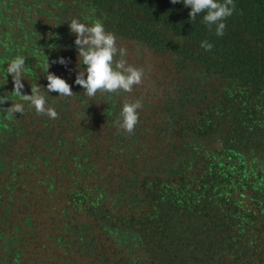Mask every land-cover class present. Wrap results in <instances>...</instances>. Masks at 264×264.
Wrapping results in <instances>:
<instances>
[{
    "label": "flooded vegetation",
    "instance_id": "obj_1",
    "mask_svg": "<svg viewBox=\"0 0 264 264\" xmlns=\"http://www.w3.org/2000/svg\"><path fill=\"white\" fill-rule=\"evenodd\" d=\"M25 1L32 3H26L23 15L33 17L30 24L37 27L22 28L16 36L8 24L0 25V98L8 100L0 103V264H241L235 257L225 261L207 256L210 245L223 258L225 247H230L226 235L232 236L234 251L241 245L251 251L254 260L248 264H264L261 155H249L246 164L238 157L231 165L237 173L234 188L220 186L222 218L216 243L199 246L193 241L194 233L207 234L212 208L205 207L200 221L197 214L184 211L188 202L172 203L173 211L166 213L170 224L163 222L152 244L145 238L151 233L145 228L150 200L160 209L152 214L158 224V217L165 215L164 198L147 195L149 189L160 193L168 184L173 190L192 188L200 174L214 183L216 177L209 174L214 167L218 178L230 175V165L224 163L222 119L208 133L206 122L202 130L193 128L197 114L221 97L214 76L192 63L186 70L178 54L161 52L105 25L116 36L117 47L126 50V63L144 69L146 79L130 94L89 98L74 82L86 66L80 64L68 24L73 18L86 24L99 20L68 0ZM16 7H11L13 17ZM17 56L26 62L22 94L31 95L37 85L47 92V72L71 86V97L44 93L58 113L55 119L37 115L27 103L23 113L9 111L23 100L13 92L7 71ZM136 99L143 106L138 124L128 133L118 125L120 112L124 102ZM214 151L220 163L210 160ZM224 217L233 223L225 224Z\"/></svg>",
    "mask_w": 264,
    "mask_h": 264
},
{
    "label": "trees",
    "instance_id": "obj_2",
    "mask_svg": "<svg viewBox=\"0 0 264 264\" xmlns=\"http://www.w3.org/2000/svg\"><path fill=\"white\" fill-rule=\"evenodd\" d=\"M68 1L80 12L89 13L92 18L101 21L104 25L113 27L125 35L142 39L161 52L178 54L179 61L186 70H189L192 63V67H197L214 76L221 97L219 101H212V105L207 104L206 110L200 112V115L197 114L199 118L194 120L193 128L202 130L207 124L208 133L214 131V127L219 123L225 124L223 153L226 158L224 163L230 165L227 168L230 175L225 174L218 178L214 167L209 171V174L216 177L214 183H207L206 177L200 174L199 184L193 185L192 188L173 190V187L168 184L159 188L160 193L149 189L147 195L153 197L159 194L164 198L162 213L165 215L158 217L161 221V224H158L156 216L152 214L160 209L157 210L155 201L150 200L146 208L145 228L151 233L149 236L146 234L145 238L149 244H152L155 241L154 233L160 230V227L164 225L163 222L168 221L170 224L172 220L169 221L170 217H167L166 213L173 211L172 203L188 202L189 207L187 206L184 211L193 215L197 214L200 221H202L200 215L205 207L212 208L207 224V234L195 236L194 233L193 241L198 245L211 241L216 243L222 218V212L218 207L222 200H217V197L222 194L220 186L225 190L233 189L237 179L232 178L237 173L231 165L238 162V157H240V164H246L249 155L264 156V0H234L235 9L233 14L224 21L226 28L223 36L216 35L215 25L209 28L203 22V15L206 13L198 15L193 21L189 18L190 8L182 3L172 4L170 0ZM27 2L0 0V25L8 24L16 36L21 35L22 28L37 27L30 24L33 17L23 15ZM13 4L17 6L16 17H13L14 10H11ZM12 20H15L17 24H12ZM203 41L211 43L213 48L205 51L200 46ZM206 118L207 120L204 121L203 119ZM218 118L222 121L219 122ZM209 158L214 164L220 163L221 160L220 155L215 151ZM223 195L228 197L226 193ZM172 197L175 199L169 200ZM179 197L183 198L178 200ZM200 197H208L209 200H200L198 199ZM166 198L170 204L164 203ZM228 210L226 209V212ZM195 220V218L192 220L193 228H195ZM229 221L233 223L232 218L224 219L225 224ZM205 236L207 241L204 240ZM231 237L225 236L226 240L230 239V247H225L223 258L215 246L210 248L208 245L206 254L210 256L209 259L221 258L227 261L235 257L241 261V264H248L247 262L254 260L253 254L244 245L234 251ZM242 238L248 239L243 235ZM195 253L198 256L200 251Z\"/></svg>",
    "mask_w": 264,
    "mask_h": 264
},
{
    "label": "clouds",
    "instance_id": "obj_3",
    "mask_svg": "<svg viewBox=\"0 0 264 264\" xmlns=\"http://www.w3.org/2000/svg\"><path fill=\"white\" fill-rule=\"evenodd\" d=\"M170 2L182 3L190 8L189 18L193 21L198 15L206 13L203 15V22L209 28L215 25L217 36L224 35L226 28L224 21L233 14L235 9L234 0H223V2L220 0H170ZM68 25L76 37L74 43L81 58L80 64L86 66L85 71L79 72L74 81L84 90L85 96L95 98L97 95L120 92L130 94L134 85L145 81V70L126 63L124 59L126 50L117 47L116 36L106 31L101 21L86 24L73 18ZM200 46L205 51L213 48L208 41L201 42ZM118 56L120 59H117ZM25 63L22 57L17 56L7 66V71L13 80V92L23 97L22 101L13 103L9 111L12 114L23 113L24 104L27 103L35 109L37 115L55 119L58 113L54 107L48 106L44 93L56 92L60 97H71L73 96L71 86L63 78L47 72V92L37 85L31 88V95L22 94ZM59 63L64 64V58H60ZM7 102V99L0 98V103ZM142 106V101L139 99L124 102L118 121L119 127L128 133L133 132L139 122L138 110Z\"/></svg>",
    "mask_w": 264,
    "mask_h": 264
}]
</instances>
